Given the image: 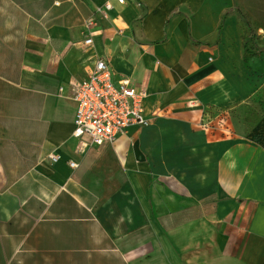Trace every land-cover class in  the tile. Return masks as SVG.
<instances>
[{"label": "crops", "instance_id": "obj_1", "mask_svg": "<svg viewBox=\"0 0 264 264\" xmlns=\"http://www.w3.org/2000/svg\"><path fill=\"white\" fill-rule=\"evenodd\" d=\"M103 2L0 0V264H264V53L235 0ZM98 57L146 123L95 146L74 88Z\"/></svg>", "mask_w": 264, "mask_h": 264}, {"label": "built area", "instance_id": "obj_2", "mask_svg": "<svg viewBox=\"0 0 264 264\" xmlns=\"http://www.w3.org/2000/svg\"><path fill=\"white\" fill-rule=\"evenodd\" d=\"M124 3L125 0H104L100 11L108 18L110 12ZM258 32L262 33V30ZM92 42V38L87 36L83 45L90 46ZM145 94L129 78L115 80L109 62L104 57L96 58L87 77L74 88L73 135L80 143L100 146L124 134L129 127L143 126L146 123L143 112ZM222 116L218 118L221 125ZM212 122L213 119H208L201 124L210 127ZM50 159L54 161L56 156L50 155ZM69 164L75 165L72 161Z\"/></svg>", "mask_w": 264, "mask_h": 264}, {"label": "rangeland", "instance_id": "obj_3", "mask_svg": "<svg viewBox=\"0 0 264 264\" xmlns=\"http://www.w3.org/2000/svg\"><path fill=\"white\" fill-rule=\"evenodd\" d=\"M230 13L236 16L241 29L244 53L246 55L264 53V35H260V33L256 31L257 28L264 27V0H235V6L230 10ZM259 100V104L262 105L260 108H264V98ZM256 110L255 107L254 113H251V115L249 113L248 116L250 119L251 117L253 118V122L259 120L260 113ZM223 113V110H217L213 113L209 111V119L220 117ZM233 127L234 126H232V135L235 134V132L238 133V130L236 129L235 131ZM244 131L247 132L248 130L246 129ZM238 134H240V132ZM258 136L264 141V129L259 131Z\"/></svg>", "mask_w": 264, "mask_h": 264}, {"label": "trees", "instance_id": "obj_4", "mask_svg": "<svg viewBox=\"0 0 264 264\" xmlns=\"http://www.w3.org/2000/svg\"><path fill=\"white\" fill-rule=\"evenodd\" d=\"M247 55H251V54H247Z\"/></svg>", "mask_w": 264, "mask_h": 264}]
</instances>
